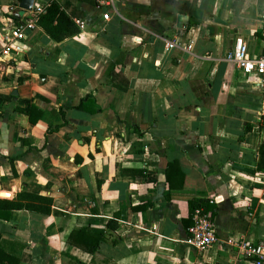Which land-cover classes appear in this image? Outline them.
<instances>
[{
    "label": "crops",
    "instance_id": "1",
    "mask_svg": "<svg viewBox=\"0 0 264 264\" xmlns=\"http://www.w3.org/2000/svg\"><path fill=\"white\" fill-rule=\"evenodd\" d=\"M19 2L0 0V264H255L264 88L228 55H261L264 0H35L80 32L36 24L8 55ZM194 198L214 206L208 251Z\"/></svg>",
    "mask_w": 264,
    "mask_h": 264
},
{
    "label": "built area",
    "instance_id": "2",
    "mask_svg": "<svg viewBox=\"0 0 264 264\" xmlns=\"http://www.w3.org/2000/svg\"><path fill=\"white\" fill-rule=\"evenodd\" d=\"M117 0H96L98 7L115 9ZM43 10L35 7L29 11L30 15L24 22L13 24L9 29L8 34L4 37L8 42L4 48V52L8 55L12 54L13 42L25 38L26 29H32L36 26V17ZM110 12L104 13V18L108 19ZM80 26L83 27L82 23ZM191 45L188 46L190 48ZM16 51H25V49H17ZM228 58L234 61L245 73L255 74L259 79L260 87L264 88V49L261 55L257 58H252L249 54L248 47L245 41L238 38L230 51ZM188 240L200 251L210 250L217 242L216 228L213 218L206 211L197 208L193 215V224L188 229ZM239 245L253 259L255 264H264V241H257L253 244H248L244 241H239Z\"/></svg>",
    "mask_w": 264,
    "mask_h": 264
},
{
    "label": "trees",
    "instance_id": "3",
    "mask_svg": "<svg viewBox=\"0 0 264 264\" xmlns=\"http://www.w3.org/2000/svg\"><path fill=\"white\" fill-rule=\"evenodd\" d=\"M55 20L57 21L55 23ZM17 21V20H16ZM19 22V20H18ZM36 24L42 26L44 30L49 34V36L54 39V41H62L66 37L73 36L80 32V28L77 23H75L57 3H51L39 13L36 17ZM264 167V142L261 143L259 147V163L258 168ZM171 168V166H170ZM44 203L50 204L51 198L39 197ZM1 207L14 208L15 204L8 201H0ZM17 206V205H16ZM36 210L50 211L49 206H37L34 207ZM197 208H201L203 211H206L213 218L215 215L214 206L206 199H191L190 209L191 217L194 215V212ZM7 214L0 212V218H7ZM96 247L89 248L90 251H95Z\"/></svg>",
    "mask_w": 264,
    "mask_h": 264
},
{
    "label": "water",
    "instance_id": "4",
    "mask_svg": "<svg viewBox=\"0 0 264 264\" xmlns=\"http://www.w3.org/2000/svg\"><path fill=\"white\" fill-rule=\"evenodd\" d=\"M19 11L14 14L15 18H20L25 11H31L36 7L35 0H20ZM264 124V119H263Z\"/></svg>",
    "mask_w": 264,
    "mask_h": 264
}]
</instances>
